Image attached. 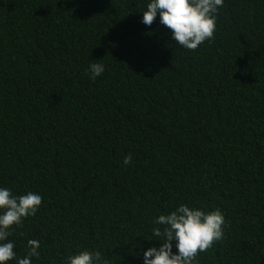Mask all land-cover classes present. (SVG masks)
Masks as SVG:
<instances>
[{
  "label": "trees",
  "instance_id": "obj_1",
  "mask_svg": "<svg viewBox=\"0 0 264 264\" xmlns=\"http://www.w3.org/2000/svg\"><path fill=\"white\" fill-rule=\"evenodd\" d=\"M150 2L0 0V188L42 196L18 258L144 264L186 204L226 221L198 264H264V0H224L195 50L142 23Z\"/></svg>",
  "mask_w": 264,
  "mask_h": 264
},
{
  "label": "clouds",
  "instance_id": "obj_2",
  "mask_svg": "<svg viewBox=\"0 0 264 264\" xmlns=\"http://www.w3.org/2000/svg\"><path fill=\"white\" fill-rule=\"evenodd\" d=\"M224 0H151L143 11L142 23L151 26L160 16V23L171 31V39L180 46L195 50L206 40L214 39L216 14ZM94 81L104 72L102 64L89 67ZM132 163V154L124 156L123 164ZM42 196L29 191L24 195H13L8 188H0V264L17 260V264H32V257L39 258L40 242L29 239L28 251L18 258L14 242L8 241L13 226L22 227L23 221L36 214ZM152 223V235L161 241L159 247H149L143 252L144 264H198L196 257L206 252L216 241L223 239L225 217L219 209L204 211L179 205L169 214H161ZM163 226V227H159ZM23 235V232L19 233ZM7 241V242H5ZM173 241L175 248L173 251ZM62 264H107L100 251L83 250L69 255Z\"/></svg>",
  "mask_w": 264,
  "mask_h": 264
}]
</instances>
